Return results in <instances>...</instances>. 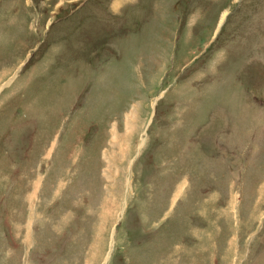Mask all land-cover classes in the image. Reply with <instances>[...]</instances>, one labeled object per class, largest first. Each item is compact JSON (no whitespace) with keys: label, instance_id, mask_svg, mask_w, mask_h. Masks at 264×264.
<instances>
[{"label":"rangeland","instance_id":"obj_1","mask_svg":"<svg viewBox=\"0 0 264 264\" xmlns=\"http://www.w3.org/2000/svg\"><path fill=\"white\" fill-rule=\"evenodd\" d=\"M0 264H264V0H0Z\"/></svg>","mask_w":264,"mask_h":264},{"label":"bare ground","instance_id":"obj_2","mask_svg":"<svg viewBox=\"0 0 264 264\" xmlns=\"http://www.w3.org/2000/svg\"><path fill=\"white\" fill-rule=\"evenodd\" d=\"M33 192H34V190L32 191V193H30V199H31V201H30V207L33 206V205H34L33 203L35 202V201L32 202V199H34V196H35V195H34L35 193H33ZM34 200H35V199H34ZM31 203H32V205H31ZM32 211H33V213L35 212L34 209H33V207H32ZM33 215H34V214H33ZM33 218H34V217H33Z\"/></svg>","mask_w":264,"mask_h":264}]
</instances>
